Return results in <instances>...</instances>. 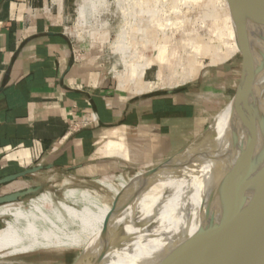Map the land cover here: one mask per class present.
Returning a JSON list of instances; mask_svg holds the SVG:
<instances>
[{
    "label": "crops",
    "instance_id": "crops-1",
    "mask_svg": "<svg viewBox=\"0 0 264 264\" xmlns=\"http://www.w3.org/2000/svg\"><path fill=\"white\" fill-rule=\"evenodd\" d=\"M73 1L0 0V197L40 189L45 176L95 183L154 169L187 151L223 110L214 112L194 87L161 92V57L141 69L139 83L156 88L120 90L98 48L69 31Z\"/></svg>",
    "mask_w": 264,
    "mask_h": 264
},
{
    "label": "bare ground",
    "instance_id": "bare-ground-1",
    "mask_svg": "<svg viewBox=\"0 0 264 264\" xmlns=\"http://www.w3.org/2000/svg\"><path fill=\"white\" fill-rule=\"evenodd\" d=\"M233 1L237 5L236 0ZM98 2L102 4L103 0H90L89 5H81L77 9L78 14L86 17ZM255 47L260 56L257 62L261 61L263 66L255 77L252 97L257 104L264 106V33ZM239 94L235 108L227 116L230 118L219 123L193 151L174 159L154 174H150L153 170L150 169L127 177L120 174L113 181L96 180L95 184L116 198L113 206L103 201L94 190L74 187L68 182L61 184L66 186L61 192L63 200L44 192L25 205L17 202L1 206L0 218L9 217L10 220L0 229V261L12 257L17 263H25L26 259L37 257L40 253L80 250L83 255L76 259H79L77 264H82L87 254L92 253L96 257L100 253L102 234L107 228L111 234L100 264L110 260L114 252L120 259L129 260L135 251L143 250L147 240L155 242L156 239L150 254L134 264L141 259L140 264L171 263L175 250L183 247L184 241L205 225L212 214L217 215V207L213 203L215 184L230 171L245 141V130L238 121L242 90ZM133 194V200L123 213L133 221L139 218L141 225L136 230H121L120 234L126 238L127 245L116 248L119 245L114 246V243L119 238L113 241V236L118 222L123 220L116 215V211ZM199 196L202 203L196 208ZM186 213L190 215L187 221ZM148 225L151 227L146 230ZM166 230L169 232L163 236ZM189 255L190 251H185L175 261L177 264H187L183 260Z\"/></svg>",
    "mask_w": 264,
    "mask_h": 264
},
{
    "label": "rangeland",
    "instance_id": "rangeland-1",
    "mask_svg": "<svg viewBox=\"0 0 264 264\" xmlns=\"http://www.w3.org/2000/svg\"><path fill=\"white\" fill-rule=\"evenodd\" d=\"M231 1L238 11L235 2ZM89 3L90 0L73 1V22L69 25V31L75 30L77 34L80 30L82 35L87 36L86 42L91 47L98 48L101 52L99 63L104 65L109 77L118 80L120 90L133 87L136 93H143L156 88L157 84L139 83L143 76L141 69L148 58L150 63L157 64L161 57V92L194 87L201 97L208 100L214 112L223 107L202 137L177 158L196 149L219 123L230 118L227 116L232 113L241 95V89L237 94L236 90L243 74L245 57L239 40L238 16L232 10L229 0H103L102 4L98 2L83 18V15L78 14L79 7ZM239 19L241 25V18ZM240 29L243 34L242 25ZM91 39L95 41L91 42ZM75 56L81 61L79 54ZM144 57L147 58L146 61L143 60ZM138 171L145 170L134 168L120 174L127 177ZM120 174L116 173L107 180L113 181ZM46 177L39 181L40 189L37 193L21 198L18 204L25 205L44 192L63 200L61 192L66 186L61 184L66 182L64 176H57L50 182L45 181ZM69 184L94 190L109 205L113 206L116 201L111 192L94 182L75 181ZM201 203L199 196L195 207ZM123 214L119 216L123 220L118 222L115 237L113 236V241L119 238L117 242H113L114 246L119 245L116 248L127 245L126 238L120 234L121 230H136L141 225L139 218H135V223L130 216ZM185 215L186 221L189 220L190 215ZM9 220V217H1L0 229ZM147 227L146 230L151 225ZM165 232L163 236L169 231ZM156 242L157 239L155 242L147 240L143 250L135 251V255L129 260L120 259L117 252H114L104 264H134L138 259L148 256ZM79 255H83L80 250L40 253L37 257L26 259L25 263H17L11 257L1 259L0 264H77L79 259L76 257ZM84 261L82 260V264H85ZM141 262L142 259L137 264Z\"/></svg>",
    "mask_w": 264,
    "mask_h": 264
},
{
    "label": "water",
    "instance_id": "water-1",
    "mask_svg": "<svg viewBox=\"0 0 264 264\" xmlns=\"http://www.w3.org/2000/svg\"><path fill=\"white\" fill-rule=\"evenodd\" d=\"M229 1L238 16L239 40L245 57L243 74L236 90V94L242 90L238 121L245 130V141L230 171L215 184L213 203L217 207L216 220L211 213L213 216L207 223L186 239L183 247L175 250L174 259L169 264H177L176 257L181 258L188 250L190 255L183 260L187 264H264V106L257 104L252 97L255 77L263 66L261 61L257 62L260 56L255 45L264 33V0H236L238 11ZM175 156L151 170L150 174L166 167ZM36 170L6 177L1 183ZM37 191L39 189H28L2 196L0 207L17 203ZM134 196L131 195L118 207L116 215L123 214ZM110 234L106 228L102 234V250L96 257L92 253L87 254L85 264L101 263Z\"/></svg>",
    "mask_w": 264,
    "mask_h": 264
},
{
    "label": "built area",
    "instance_id": "built-area-1",
    "mask_svg": "<svg viewBox=\"0 0 264 264\" xmlns=\"http://www.w3.org/2000/svg\"><path fill=\"white\" fill-rule=\"evenodd\" d=\"M55 2V1H54ZM51 3V8H52V6H54V4L55 3ZM29 15H25L24 16V21L25 22H28V20H29ZM77 56H75L74 57V60L75 61H78V59L76 58ZM95 121V117L93 116L90 120H85V121H82V122H80V123H75V124H73L72 126H70V130L71 131H78L79 129H82V128H85V127H88L89 125H91L92 124V122H94Z\"/></svg>",
    "mask_w": 264,
    "mask_h": 264
}]
</instances>
